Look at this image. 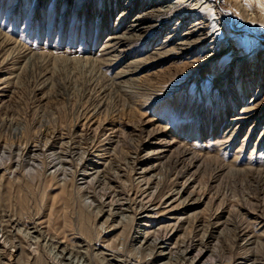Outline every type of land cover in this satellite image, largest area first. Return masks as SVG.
<instances>
[{
	"label": "rangeland",
	"instance_id": "obj_1",
	"mask_svg": "<svg viewBox=\"0 0 264 264\" xmlns=\"http://www.w3.org/2000/svg\"><path fill=\"white\" fill-rule=\"evenodd\" d=\"M104 254L264 264V0H0V264Z\"/></svg>",
	"mask_w": 264,
	"mask_h": 264
},
{
	"label": "bare ground",
	"instance_id": "obj_2",
	"mask_svg": "<svg viewBox=\"0 0 264 264\" xmlns=\"http://www.w3.org/2000/svg\"><path fill=\"white\" fill-rule=\"evenodd\" d=\"M198 1V0H197ZM197 3V2H196ZM160 4H161V6L162 7H166V6H168L167 4H165L164 3V1H162V2H160ZM190 4V3H189ZM208 4H209V1L205 4V6H208ZM210 5V4H209ZM202 6V5H201ZM205 6L203 5V7L201 8V9H204L205 8ZM160 7V6H159ZM170 8H171V6H170ZM167 8H165V9H163V11H165ZM169 9V8H168ZM121 13V12H120ZM123 15V14H122ZM202 23V22H201ZM128 25V24H127ZM200 27V26H199ZM124 29V28H123ZM139 30L140 29V27H138V25H136V26H133L132 28H131V30ZM136 30V31H137ZM120 38H122L121 36H120ZM186 41L184 40L183 42H180V43H185ZM119 46V45H118ZM155 191L154 192H152V193H150V195H148V194H144V196H142L143 198H141L140 199V205H136L135 206V208L134 207H132V208H130L131 210H132V215H130L131 217H129V219L130 218H132L135 214H137L139 211H140V213L141 214H143L142 216L143 217H145V218H147L148 216H150V215H148L149 214V211H148V209L150 208V207H152L154 204V199H155ZM157 195V194H156ZM142 199L144 200V205L143 204H141L142 202ZM153 202V203H152ZM158 205V204H157ZM154 207V206H153ZM124 208V207H123ZM150 209H152V208H150ZM124 210H125V208H124ZM156 214V213H155ZM127 216H129V215H127ZM127 216H125V217H127ZM123 219H124V217H123ZM146 220V219H145ZM142 224V223H141ZM143 224H144V222H143ZM169 229V228H168ZM142 231V230H141ZM166 231V230H165ZM137 232V231H136ZM143 234V233H142ZM141 240V239H140ZM153 240V239H152ZM141 242H142V240H141ZM152 245H153V247H154V249L155 248H161L160 246H161V241L159 240V239H157V240H153L152 242ZM151 245V244H150ZM152 252V251H151ZM157 252V251H156ZM162 253V250H159L158 251V254H161ZM103 254V253H102ZM101 254V255H102ZM181 254H182V258H183V256H186L187 255V253H186V250H183L182 252H181ZM103 259L102 260H104V261H108V262H110V264H123L122 263V260L119 258H115V256H111V257H107L106 256V254H104V257H102ZM185 258V257H184ZM187 258H188V256H187ZM112 260V261H111ZM193 262V261H192ZM191 263V262H190ZM94 264H99V263H94Z\"/></svg>",
	"mask_w": 264,
	"mask_h": 264
}]
</instances>
